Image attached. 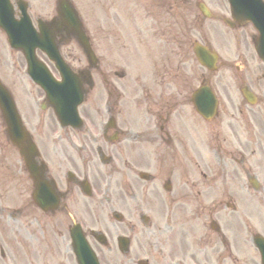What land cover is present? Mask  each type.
Segmentation results:
<instances>
[{
    "label": "flooded vegetation",
    "instance_id": "obj_1",
    "mask_svg": "<svg viewBox=\"0 0 264 264\" xmlns=\"http://www.w3.org/2000/svg\"><path fill=\"white\" fill-rule=\"evenodd\" d=\"M75 1L1 0L0 12L10 14L16 21L25 16L35 31L56 30L52 21L58 19V11L66 15L68 7L77 11ZM104 1L101 7H95V0H86L87 24L100 13V18H95L107 30L104 42L118 41L124 31L123 21L135 22V15L125 12L121 0ZM175 4L168 0L164 22L171 38H145L144 42H190L188 33L183 31L181 38H176L171 28ZM182 9L178 23L185 28L188 15L184 6ZM150 16L155 26L163 24L153 13ZM111 30L117 32L116 39L110 38ZM89 39L92 42L90 36ZM54 40L75 42L65 32L55 31ZM177 47L181 65L174 64L173 55L165 54L154 59L144 72L131 62L134 57L115 51L119 65L110 64L107 71H98L103 84L101 102H97V93L83 114L87 133L68 137L66 147L72 154L56 151L50 122H40L38 130L42 126L50 131L42 143L46 155H50L48 150L52 155L57 152L59 159L52 161L54 174L59 173L65 161L70 166L64 169V183L61 182L64 192L57 209L60 213L48 212L43 217L50 216L58 222L62 237L61 213L66 215L68 210L81 222L99 209L102 218L107 216L104 221L116 222L115 213H120L116 216L129 249L124 254L120 252L118 236L111 245L106 243L105 250L113 253L116 249L126 260L112 255L113 264L114 260L118 264H261L255 240L264 238V103H234L228 97L215 120H203L191 106L194 89L189 72H182L186 50L182 53L179 44ZM105 50L107 55L102 60L108 63L113 50L106 44ZM68 54L73 62L78 60L72 51ZM143 74L151 79L149 85ZM4 157L2 151L1 188L12 185L14 170H21L11 157H6L4 163ZM70 169L74 172L72 178L67 177ZM47 173L57 184L49 167ZM83 180H88L100 197V205L91 201L93 195L89 198L82 191ZM22 200L28 204L26 194ZM112 221L105 225L106 233L111 231L109 225L116 228ZM22 228L25 234L29 232ZM9 237L12 236L7 233L0 236V264H16L17 250L9 247ZM31 247L30 243L23 244V264H43L46 256L32 253ZM52 254L50 249L48 257ZM131 254L133 257H129Z\"/></svg>",
    "mask_w": 264,
    "mask_h": 264
},
{
    "label": "rangeland",
    "instance_id": "obj_2",
    "mask_svg": "<svg viewBox=\"0 0 264 264\" xmlns=\"http://www.w3.org/2000/svg\"><path fill=\"white\" fill-rule=\"evenodd\" d=\"M81 1V0H79ZM175 1V5H174V12H175V22L173 23V25H171V28L173 30L174 27V34L176 38H181V33L176 36L180 31V29L178 27L181 28V32L185 31V33L189 32V36H191L192 40H203L206 38V40L211 41V43H213V45H216V48L219 50L220 48V52L218 53L220 57L225 58V60H230L232 63L231 65H227V66H221V68L219 69L218 72H216L212 77H211V85L215 88H217L218 92L222 93L223 92H227V93H231L234 94V101L236 102H240L242 101L240 98V95L238 93L237 87L239 86L236 82V76H244L245 77V81L248 82V85L250 87H252L257 93L261 94L264 91V68L261 66V64L256 61L253 60V55H252V50L250 48V46L248 45V39L247 42H243L242 38H237L239 31H234V32H229L227 31L225 28H223L221 26V24H218L212 21H206L203 24V28H199L198 26H194V24H192L191 22V18L192 16L194 17L196 14V9L193 8V6L189 3V1H183V0H174ZM209 2V7L211 8V10L213 12H219L221 15H228V8L227 5L225 3V0H205ZM84 2H86V0H84ZM167 3L168 0H140V2L138 3V13L141 16V20L144 19L146 20L147 24H149L146 27H143L142 25V32L139 30H135L134 29H130V28H126V33H127V39L131 38V39H135V42H132V44H130V46L139 44V43H145L143 42V38H161V39H169L171 38V32L166 30L167 25L164 23L166 21V14L165 11L167 10H163L167 8ZM97 7H101L102 4L98 3ZM185 7L187 10H185L186 15L190 16V21L186 24V26L188 25L189 29H184L182 24H179L178 21L181 18V14L183 12L182 7ZM137 7V6H136ZM153 13L155 15V19L157 21L159 20H163V24L160 25H156L154 21L150 18L149 14ZM83 16L86 19V21L88 20V17L86 15V13L83 12ZM97 18H100V15L96 16ZM140 20V21H141ZM149 20V22H148ZM88 28L90 30V32L92 33L94 40H95V44L98 46V51L97 54L99 56H106V50H105V44L109 47L111 46L113 51H118L119 53L124 54L125 51L130 49H133V47H128L127 45H125L124 47H121V43L120 41H112V42H104V39H106L107 37V30H104L102 28V25L100 23V21H97V19L94 16V21H91L89 19L88 21ZM142 24V23H141ZM215 28H212L213 26H215ZM195 27V28H192ZM192 28V29H191ZM130 29V30H129ZM151 31V36H149V31ZM246 30H249L248 28H246ZM177 31V32H175ZM110 38L111 39H116L117 38V32L114 30H111L110 32ZM149 43H154V45L156 46L155 49L151 50V54L154 55L153 59H157V57L160 56L161 54V50L160 47H162L163 52L168 48H172L174 49V51H177V44H182L183 48H185L186 46V42H149ZM215 43V44H214ZM166 45V47H165ZM189 45V44H188ZM76 49L75 45L73 43L70 44V46L65 47L64 51L68 54L69 51L73 52V56L74 57H78L79 58V51L77 50L76 53L74 52V50ZM111 52L110 55H114V52ZM187 62L189 65V69L191 70H196L198 68L197 63L194 61L193 56H192V51L191 48L189 47V50L187 51ZM128 51L125 53L127 54ZM177 52L174 53V58H177L176 56ZM242 58H247L249 59V61H244ZM224 60V61H225ZM72 61V60H71ZM103 69L105 70V67H107L109 64L114 65V63L112 64L110 62V60L107 63V60H103ZM186 62V63H187ZM226 62V61H225ZM74 64V63H73ZM83 62L80 64H75L76 66L82 67L83 66ZM176 64V63H175ZM227 64V63H226ZM102 66V63H101ZM237 66H238V71H237ZM23 67H24V61L21 58L20 54L18 52L12 51L7 43L5 42V38L4 35H2L0 33V79L1 81L8 86L12 92H13V97L15 99V101L17 102V105L20 109L22 113V115L25 117L26 122H27V126L28 128H32V124L34 121L38 122L40 119V114L41 111L39 112L38 109L36 110L35 108V102L33 100V97H36L37 95L39 96V93L37 92V88L34 87L32 85V83L27 79V77H25L24 73H23ZM113 70V69H112ZM199 71H201L199 69ZM102 87V86H101ZM224 89V90H222ZM87 103V102H86ZM86 103L82 106V109L84 110L86 107ZM32 110L34 111V113L32 112ZM86 110H84L85 112ZM44 117L47 118V120H49L50 122L53 123L52 121V117L50 118V116L48 114H44L42 117V121L44 120ZM54 124V123H53ZM89 125H93L92 122L89 123ZM52 126V124H51ZM55 127V125H54ZM52 126V129L55 130L57 129L55 127ZM1 131V130H0ZM50 133L49 130H47L46 128L44 129L42 126L40 127V129L38 130V132L36 134H38V141L42 144L43 140L46 141V135H50L48 134ZM54 133V132H53ZM48 139V138H47ZM0 141L4 144V148L2 146H0V157L2 155V151L4 154V160L3 162L6 163V157H10L12 155L11 153V148L8 147L4 140L3 137L1 135L0 132ZM65 144L63 143H59L56 145H53L52 147L56 148V151L59 147H64ZM66 148V147H65ZM67 150V149H66ZM5 152H8L5 153ZM49 155V159L53 160H59L58 156H56V153L54 155H52L50 152H47ZM66 154V153H64ZM61 160V159H60ZM11 161L9 160V163ZM18 185L17 183H14L12 185L11 188V184H10V188L11 190L14 189V191L12 192L10 190V192L14 195L15 198L19 197V193L16 191L18 189ZM11 197V195H10ZM10 201V199H9ZM19 207V205H18ZM100 211L97 210L96 214L90 217V221H87V223H85L86 225H94L97 227H104L103 226V219H105V216H103V218L99 215ZM38 212H35L34 210H32L31 208L29 209V211H27V216L29 217V215H33V216H38ZM103 215V213H102ZM6 216V215H5ZM14 216L16 218L14 219H18V221H21L19 217H17L16 214H14ZM30 218V217H29ZM62 223L59 224L61 227V230L64 229L66 227V220H61ZM10 224H14L16 222L13 223L12 220L9 221ZM15 225V224H14ZM41 225L44 226V233L42 234H46V240L43 239V237H41L42 235L39 233V228L38 227H34V231L33 233V237H38L37 239V243H36V249L35 252L37 254L41 253L43 255H48V251L47 250H54L55 253L60 254L62 252H64V246L67 243V236H62V238H59V241L56 242V235L55 233L59 231L58 229V222L55 220L54 222L49 219L48 222H44L41 221ZM16 226V225H15ZM26 237V236H25ZM48 242V243H47ZM50 247V248H48ZM101 258H102V263L103 264H113L112 262V255L113 256H118V254H116L114 251L109 252L107 250L102 249L101 252L99 251ZM111 257V258H109ZM60 258H62V260L64 261L65 264H73V258L70 256H66V258H64V253L61 256L56 255L55 257L51 256H47L44 261L45 263H56ZM121 259V258H120ZM116 262V264H118L117 260H114ZM121 261H124L123 259H121ZM40 263H42V261L40 260ZM122 264V263H121Z\"/></svg>",
    "mask_w": 264,
    "mask_h": 264
},
{
    "label": "water",
    "instance_id": "obj_3",
    "mask_svg": "<svg viewBox=\"0 0 264 264\" xmlns=\"http://www.w3.org/2000/svg\"><path fill=\"white\" fill-rule=\"evenodd\" d=\"M229 4L231 6L232 16L235 19H239L241 21H248L250 20L254 27L258 31V41L259 42V50L258 51L259 56L264 58V9H262V6L256 1V0H228ZM9 41L10 44L15 47H20L24 44L21 42H15V40L12 38V36L9 34ZM83 46L86 47L85 42H82ZM22 44V45H21ZM258 47V45H257ZM195 53L198 56L199 51L198 48H195ZM262 54V55H261ZM200 62L204 65H206L208 68H213V62L214 58L212 56H208V58L199 59ZM69 89L70 86H69ZM207 95H210L208 92ZM69 99V98H68ZM55 107H60L58 102L56 100H52ZM66 102V101H65ZM69 102H66V104ZM0 106L3 113L4 121L7 126V133L11 137V140L13 143L20 148V153L27 157L31 156L34 152V148L32 144L30 143L27 146H22V140L25 139L24 131H22V128L20 126L18 118L16 117V113L14 108L11 105V101L9 99V96L7 92L3 89V87L0 86ZM65 111H61L60 114H68L72 117L76 116V107L75 103H70V106L66 110L67 106H64ZM19 124V125H18ZM19 126V128H18ZM22 137V138H21Z\"/></svg>",
    "mask_w": 264,
    "mask_h": 264
}]
</instances>
